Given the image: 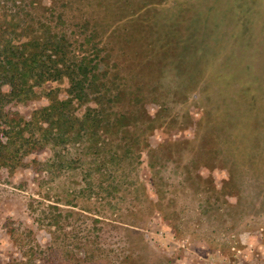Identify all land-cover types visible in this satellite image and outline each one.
<instances>
[{
	"label": "rangeland",
	"instance_id": "obj_1",
	"mask_svg": "<svg viewBox=\"0 0 264 264\" xmlns=\"http://www.w3.org/2000/svg\"><path fill=\"white\" fill-rule=\"evenodd\" d=\"M1 26L66 38L128 116L108 148L140 147L89 184L49 147L0 165V263L264 264V110L254 135L235 127L257 123L248 99L231 104L249 80L264 109V0H0ZM69 90L48 81L5 109L29 120Z\"/></svg>",
	"mask_w": 264,
	"mask_h": 264
},
{
	"label": "trees",
	"instance_id": "obj_2",
	"mask_svg": "<svg viewBox=\"0 0 264 264\" xmlns=\"http://www.w3.org/2000/svg\"><path fill=\"white\" fill-rule=\"evenodd\" d=\"M10 26L16 28L14 22ZM22 37L23 33L18 30L10 32L0 27V165L14 171L24 165L25 157L49 147L55 156L53 161L58 162L59 167L62 166L61 170L74 169L77 163L86 162L89 165V168H83L84 183H91L94 173L104 180L107 179L105 176L116 170L126 174L127 161L135 160L140 145L133 144V148L128 143V148L120 146L121 150L119 146L112 150L108 148L111 144L110 135H114L115 129L116 134L127 132L125 121L128 116L111 112L108 104L110 99L107 101V96L100 89L101 86L107 89V83L98 82L102 80L94 72L96 67L93 63L77 54L71 49L69 41L57 34L51 39L37 36L20 42ZM64 78L70 81L67 99L60 100L53 96L51 103L36 110L29 120L6 111L7 103H25L46 82ZM224 81L223 87H228V79L224 78ZM231 83L234 85V82ZM239 84V94L231 104L238 99H248L247 113L244 112L247 117L249 115V119L250 114L254 118L256 116L257 123L253 124V128L245 127L247 123L242 120L243 124L240 127L235 124V127L250 129L255 135L258 117L264 110L258 107L259 97L254 94L248 96L257 89L256 82L246 80ZM5 86L9 87L7 93L3 90ZM89 102L95 103V106ZM84 104L87 107L79 112ZM230 115L234 118L233 123H236V114ZM33 262L31 259L14 264Z\"/></svg>",
	"mask_w": 264,
	"mask_h": 264
}]
</instances>
